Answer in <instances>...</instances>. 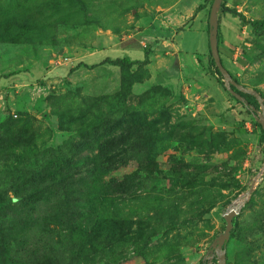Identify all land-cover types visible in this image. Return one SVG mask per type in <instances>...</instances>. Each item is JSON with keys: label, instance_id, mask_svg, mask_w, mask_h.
<instances>
[{"label": "rangeland", "instance_id": "rangeland-1", "mask_svg": "<svg viewBox=\"0 0 264 264\" xmlns=\"http://www.w3.org/2000/svg\"><path fill=\"white\" fill-rule=\"evenodd\" d=\"M213 1L0 0V264H264V0L215 4L238 117L153 50L197 45ZM119 42L146 58L89 55Z\"/></svg>", "mask_w": 264, "mask_h": 264}, {"label": "crops", "instance_id": "crops-1", "mask_svg": "<svg viewBox=\"0 0 264 264\" xmlns=\"http://www.w3.org/2000/svg\"><path fill=\"white\" fill-rule=\"evenodd\" d=\"M203 16L202 13H198L197 17L191 22V24L196 23L197 24V29L195 26V38H196V43L197 45H194L193 48L189 49H183L182 45L180 42H176V39L173 40V43L170 41V36L173 35L171 30H168L167 28L163 31H155L154 36L161 35L166 37L164 40L163 38H157L154 37V41H157L160 39V41L155 43V47L153 50H159L161 47L167 49L168 55L170 54H176V58L179 57L180 63L181 61L186 64V66H189L190 69L193 71V78L192 80H188L193 87L200 88L203 92V94L215 105L216 107L219 108L220 111L226 112L229 116L235 118L238 117V114L235 113L234 109H230V104L227 102V93L223 90V87L220 86L217 83V78L216 75L213 72H210L206 67L208 68V63L211 60L210 54H209V47H208V32H206V29L201 26V20L200 18ZM138 25L143 26L144 22L139 21ZM190 29H188L189 31ZM223 30V29H222ZM146 31V30H144ZM142 31V32H144ZM187 31V30H186ZM185 31L180 32L178 36L183 35ZM205 32L207 34H205ZM234 35V34H232ZM152 36V35H151ZM141 45V44H140ZM168 45V46H166ZM216 46H217V53L218 57L220 60V63L223 67V69L226 71L227 74H233L231 72V65L228 64L231 62V58L234 57L233 53V48L232 46H229L228 44L220 39V42L217 39L216 36ZM119 48L120 52V57L121 58H126L129 62H134V61H139L141 58H143V52L141 49H134L133 47H129L127 44H121V42L117 43L116 45H105L102 48H99V50H94L91 52L92 53H99L97 56L98 59H115L108 57L107 54H113L114 50L116 48ZM143 47V45H141ZM114 49V50H113ZM122 52V53H121ZM181 58V59H180ZM230 59V60H229ZM181 64L182 67H185V65ZM56 68H53V70H47L45 77L48 78L50 73H54ZM56 73V72H55ZM222 80V79H221ZM229 104V106L226 107V104ZM227 109H230L227 111ZM237 115V116H236Z\"/></svg>", "mask_w": 264, "mask_h": 264}, {"label": "water", "instance_id": "water-1", "mask_svg": "<svg viewBox=\"0 0 264 264\" xmlns=\"http://www.w3.org/2000/svg\"><path fill=\"white\" fill-rule=\"evenodd\" d=\"M217 0H214L213 3L210 6V10H209V21H208V26H209V30H208V47H209V54L211 57V60L214 64L215 69L217 70V72L221 75L222 77V81L223 84H227L228 86V90L231 94L232 91L229 89L230 86H232L233 88H237V86L235 85L234 82L231 81V79L229 78L228 74L226 73V71L223 69L219 57H218V53H217V46H216V30H217V24L215 23V4H216ZM258 124L261 126V130H262V136L264 139V125L262 123V121L258 120L257 121ZM261 171L259 172L258 176L260 175ZM234 212L232 210L227 211L224 216H223V221H224V230L223 232L217 236L209 245L208 249L209 251H211V249L214 250H219L222 248V246L225 244V242L228 239L229 236V232L232 228V220L234 218Z\"/></svg>", "mask_w": 264, "mask_h": 264}, {"label": "trees", "instance_id": "trees-1", "mask_svg": "<svg viewBox=\"0 0 264 264\" xmlns=\"http://www.w3.org/2000/svg\"><path fill=\"white\" fill-rule=\"evenodd\" d=\"M201 9V6H198L197 7V10H200ZM221 9H222V11L223 12H226V13H229V14H234L231 10H229L228 8H226V7H224V6H221ZM258 25H262V23H258ZM146 56H147V49L144 51V59L146 58ZM210 62L212 63V60H210ZM137 62L135 61V62H129L126 58H115V59H108V58H105L104 60H102L101 61V63L100 64H108V65H110V66H118V67H130L132 64H136ZM81 66V64L79 63V64H77L76 66H74V67H72L71 69H69V72H72V71H75V70H77L79 67ZM83 67H85L84 65H83ZM213 73L216 75V78H217V83L220 85V86H222V83H221V79H222V77H221V75L217 72V70L215 69V68H213ZM228 76H229V78L231 79V81L232 82H234L235 83V78H234V76L232 75V74H228ZM230 88H231V91H234L235 89L232 87V86H230ZM223 90H224V88H223ZM225 91V90H224ZM226 92V91H225ZM227 93V92H226ZM227 96H229L228 95V93H227ZM245 97V96H244ZM243 97V98H244ZM247 100V98H244V101H245V103L247 104V105H249L248 104V101H246ZM240 104L242 105V107H244L243 106V103L242 102H240ZM243 132V131H242ZM244 133V132H243ZM1 205H2V203L0 202V207H1Z\"/></svg>", "mask_w": 264, "mask_h": 264}, {"label": "built area", "instance_id": "built-area-1", "mask_svg": "<svg viewBox=\"0 0 264 264\" xmlns=\"http://www.w3.org/2000/svg\"><path fill=\"white\" fill-rule=\"evenodd\" d=\"M245 105H246V104H245V103H243V106H244V107H245Z\"/></svg>", "mask_w": 264, "mask_h": 264}]
</instances>
